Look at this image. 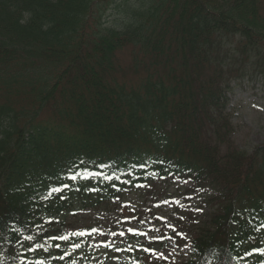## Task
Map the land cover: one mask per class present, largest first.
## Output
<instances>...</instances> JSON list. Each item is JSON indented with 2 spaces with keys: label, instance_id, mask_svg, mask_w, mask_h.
<instances>
[{
  "label": "trees",
  "instance_id": "16d2710c",
  "mask_svg": "<svg viewBox=\"0 0 264 264\" xmlns=\"http://www.w3.org/2000/svg\"><path fill=\"white\" fill-rule=\"evenodd\" d=\"M114 4L0 0V264H87L96 228L69 214L176 182L210 207L185 264H260L264 143L241 151L226 109L264 78V0H126L111 26ZM116 229L120 264H175Z\"/></svg>",
  "mask_w": 264,
  "mask_h": 264
},
{
  "label": "rangeland",
  "instance_id": "374dc122",
  "mask_svg": "<svg viewBox=\"0 0 264 264\" xmlns=\"http://www.w3.org/2000/svg\"><path fill=\"white\" fill-rule=\"evenodd\" d=\"M125 1L115 0L106 19L108 25L120 23L124 17ZM227 97L226 111L235 127L236 144L241 151L250 152L264 143V78L245 76L231 81ZM185 189H190V185H159L156 192L149 195L148 200L144 196L145 192L132 193L118 201L101 204L94 209L80 210L74 215L69 214L68 221L75 228L94 226L98 234L103 233L105 227L114 221L118 229L125 228L127 232L138 235L140 242L152 243L156 255H162L175 264H185L192 258L188 231L195 223L187 218L190 216L191 219H202L210 212V207L205 206L200 199L186 196ZM143 210H148V213L142 216L140 222L119 224L120 215L125 217L128 211L139 213ZM179 211L181 215H178ZM179 218L182 221L180 225L176 224ZM100 224L104 227L101 228ZM172 228L175 229V237L179 234L180 241L168 234ZM92 241L94 257L87 264H120L117 257L124 258L120 254V246L125 243L131 245L130 239H125L121 234L111 242L102 241L98 236L93 237ZM132 243L135 245L137 242L133 240ZM107 244L110 246L106 247Z\"/></svg>",
  "mask_w": 264,
  "mask_h": 264
},
{
  "label": "snow or ice",
  "instance_id": "6c2138e0",
  "mask_svg": "<svg viewBox=\"0 0 264 264\" xmlns=\"http://www.w3.org/2000/svg\"><path fill=\"white\" fill-rule=\"evenodd\" d=\"M72 179H75V177H72ZM66 186V185H65ZM52 192H59L60 189L59 188H52L51 190ZM51 194V193H50ZM93 231H96L95 229H93ZM73 235H83V233H73ZM121 235H123V233H121ZM28 239H32L31 237H29ZM53 239H62V240H66L67 237L61 236V237H53ZM76 247H79V245H77ZM61 259H63V257H61Z\"/></svg>",
  "mask_w": 264,
  "mask_h": 264
},
{
  "label": "clouds",
  "instance_id": "9594fccd",
  "mask_svg": "<svg viewBox=\"0 0 264 264\" xmlns=\"http://www.w3.org/2000/svg\"><path fill=\"white\" fill-rule=\"evenodd\" d=\"M25 15H27V14H25ZM22 23H23V21H22Z\"/></svg>",
  "mask_w": 264,
  "mask_h": 264
}]
</instances>
